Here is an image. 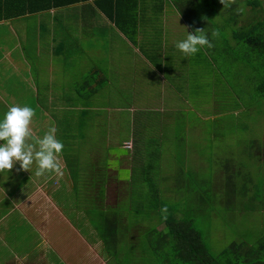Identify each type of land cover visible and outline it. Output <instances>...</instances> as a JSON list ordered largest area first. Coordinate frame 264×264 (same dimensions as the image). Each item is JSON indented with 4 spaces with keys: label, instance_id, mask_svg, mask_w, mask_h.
Here are the masks:
<instances>
[{
    "label": "crops",
    "instance_id": "0c3cea01",
    "mask_svg": "<svg viewBox=\"0 0 264 264\" xmlns=\"http://www.w3.org/2000/svg\"><path fill=\"white\" fill-rule=\"evenodd\" d=\"M6 1L14 7L19 6L16 8L18 10L25 0ZM133 1L122 3L124 5L119 14L125 27L122 31L108 20L92 0L35 15L1 19L0 36L4 35V40L0 38V114L11 105L30 106L35 110L30 125L33 138L41 137L52 121L57 128L56 136L62 133V140L72 129L81 126L82 110L91 117L99 111L100 116L109 118L105 123L110 124L122 110L127 114L135 112V108L128 104L126 108L120 109L98 108L94 102L101 95H104L105 100L121 101L141 100L146 95H154L162 106L152 111L167 115L169 121H173L172 117H175V121L179 118L185 133L188 132V119L185 118L188 117V110L202 116L188 103V91L193 90L196 80L202 79L191 69H216L224 66L227 57L235 67L233 62H238L236 54L240 50L233 38V31L244 25L254 9L250 4L255 2L244 0L245 7L241 11L237 2L243 0H135V5ZM263 10L259 13L262 14ZM17 20L31 21L28 28L19 34L22 37L12 29ZM134 20L136 22L132 25ZM188 20L195 24L193 29L188 25ZM219 20H232L235 29L231 27L225 30L229 22H225V27H215L218 24L215 21ZM9 30L12 34H9ZM195 30H204L213 47L201 49L194 56L184 57L175 49L174 44L184 38L185 31L192 33ZM10 35L9 38L14 39L13 43L2 45ZM225 86L230 94V103L237 107L236 111H240L239 99L227 84ZM82 99L87 102H82ZM82 105H88V108L82 109ZM140 120L138 126L134 122L135 130L140 124L146 127L149 123L143 116ZM95 125L93 129L97 131L101 121L96 120ZM135 130L130 132V139L123 142H130L131 145L130 149L123 147L130 150L128 156L131 167H126L130 171L133 160L136 159L137 165L143 160L138 156L140 137L134 136ZM75 138L72 134L71 139ZM163 138L159 136L158 139ZM171 138L179 143L185 141L175 136ZM103 139L107 141L110 137L103 136ZM186 139L188 141V137ZM62 142L61 174L46 173L37 177L27 171L20 173L19 163L14 164L7 173H0V264H109L112 256L108 254L109 250L115 264H141L138 260L141 254L136 248L141 241L138 234L142 233L135 230V222L144 223V220L138 218L133 209L129 213L123 210L120 217L122 227L119 228L121 234L109 243L107 250L102 236L90 227L89 233L80 239L84 251L78 252L73 246L80 237L79 233L82 234V228L68 220L63 210L65 208L61 207L65 201L54 197L80 196L83 192L94 190V187L87 190L80 186L75 188L73 181L84 179L91 172L96 175L97 158L102 155L109 161L108 171H105L111 176L113 155L110 143L98 144L101 142L100 136L96 143L98 154L87 150L91 143ZM29 143H34V139ZM119 147L122 148L120 144ZM188 147L195 151L193 146L184 145L182 158H192L188 154ZM150 154L160 158L159 153ZM30 171L35 174L36 167ZM10 174L13 178L21 177L28 181L11 186L7 180ZM158 178L159 181L166 179L164 173ZM170 187L161 190L159 195H170L172 190L175 195L181 194V189L176 185ZM114 190L108 186L106 195L108 192L111 195ZM116 206L117 203L113 207ZM14 215L19 216L17 224H13ZM27 220L29 227L23 225ZM68 224L76 236L72 241L63 242L69 246L58 245L61 242L55 241L56 234L52 228L63 230ZM163 226L160 224L158 230H162ZM99 229L103 230L102 227ZM31 235L35 241L30 239ZM27 241H32L31 253V250H25ZM130 244L135 245V251H128ZM47 247L53 253L49 257L45 252Z\"/></svg>",
    "mask_w": 264,
    "mask_h": 264
},
{
    "label": "rangeland",
    "instance_id": "374dc122",
    "mask_svg": "<svg viewBox=\"0 0 264 264\" xmlns=\"http://www.w3.org/2000/svg\"><path fill=\"white\" fill-rule=\"evenodd\" d=\"M254 2L260 7L253 9L252 14L248 16L249 18L246 19L241 28L243 30L264 19V16L259 13L264 7V0H254ZM237 4L242 11L245 7V1H238ZM215 22L218 23L215 27L221 25L225 27V22H229V27H225L226 31L231 27V29H235L233 27L235 23L232 20ZM29 23H31L30 20H17L12 29L19 37H22L19 34L28 28ZM9 34H12L10 30ZM11 36H7L5 43L2 45L12 44L14 39H10ZM0 38L4 40V35H1ZM2 47L5 48V46ZM239 48L241 50V46ZM244 52L245 46L240 54H236L238 62H233L234 69L229 68V62H231L229 57L224 59L223 64L227 67L224 78L217 69H191V72L198 73V77H202V79L201 81L196 80L193 90L188 91V103L194 111L199 112L202 116L188 110V117H185L188 119V132L186 133L179 118L175 121V117H172L173 121H169L170 118L167 115L164 116V114L152 111L153 109L159 110L162 106L160 101H156L154 95H146L145 99L135 101L105 100L104 95H101L102 97L97 98L94 102L98 108L120 109L126 108L128 104L135 108V112L127 114L124 110L122 112L118 111L119 116L114 117L116 119L110 124V122L105 123V120L109 118L100 116L99 111L97 115L91 117V115H85L82 110L81 126L72 129L70 133L66 134V138L62 140L60 139L62 133H57V137L64 143L85 145L91 143L87 150L98 154L99 149L96 143L98 136H100L101 142H98V144L110 143V152L113 155L111 176L116 172L117 179L127 181L130 177V170L126 167H131L128 156L130 150L124 149L126 146L123 142L130 139V132L135 130L134 122L138 126L141 123L140 118L143 116L149 120L148 125L145 127L140 124L139 128L134 131V136L140 137L141 149L138 156L145 159L151 152L159 153V175L161 176L164 173L166 178L159 181V184H162L160 190H167L171 188V185H178L183 180L182 175L178 172L179 170H185L188 180L193 181L203 177L208 180L206 184L201 181L200 186L192 189L189 195H184L186 193L184 190L178 195H175L173 190L170 191V196L164 195L163 200L170 209L174 212L178 210L181 216H189L193 220V226L200 232L206 247L209 249L208 251L213 255L219 254L235 241H245L253 244L264 236V99H258L250 105L248 102L250 96L242 88L244 78L249 77L252 73L250 67L244 65L246 56ZM224 83L233 89L235 96L243 103L245 108L242 107L240 111H236L237 107L232 106L233 104L230 103V94L227 92ZM180 106L184 107L183 104H180ZM84 107L88 108V105H82V109ZM145 108H149L151 111ZM202 117L205 119H202ZM96 120L101 121V127L97 131L93 129L96 126ZM72 134L76 136L75 140L71 139ZM103 136L110 137V142H107L109 140L105 141ZM159 136H163V140H159ZM173 136L183 138L185 141L179 143L171 138ZM127 143L130 144V142ZM119 144L122 148L119 147ZM184 145L195 148V151H192L188 147V154L192 158L185 159L181 157L185 149ZM97 159L102 160L101 166L105 160L104 156H98ZM123 159L125 160L123 161ZM191 165L194 171L190 169ZM35 167L36 165L33 164L28 169V174L35 175L30 171ZM22 171L26 170H18L20 173ZM192 173L198 174V176H193ZM7 180L11 186L24 184L28 181L26 178H13L11 174ZM118 187L116 182H113L109 188L117 189ZM209 187L210 189H208ZM123 191L127 192L125 189ZM94 192V190H90L88 193L94 194ZM115 192L116 190L111 195V192H108L106 203L110 206L117 203L114 212L117 210L118 214L122 215L123 208L128 205L131 206L133 203L129 198L126 200L118 199L114 195ZM129 192L132 193L131 198L133 200H138V193L135 194V190ZM54 198L65 201L61 207L65 208L63 210L66 211L68 220L73 225L77 223L81 226L82 234L79 233L80 237L77 238L73 246L76 247L78 252H83L84 245L80 244V239L89 233L90 228L98 232L97 229L103 228L104 222L99 218L97 211H95V215H90V211L85 210V199L82 196L56 195ZM12 219L13 224H17L19 216L14 215ZM23 225L28 226V220L23 222ZM68 225L63 227V230H60L59 227L52 228V231L56 234L55 241L61 242L58 245L69 246L70 244L63 242L72 241L76 236L74 230H71V226ZM29 230L31 232V229ZM4 233L5 230H3ZM31 240L35 241V238L33 237ZM32 241L25 242V250L32 249ZM45 252L47 257L53 255L49 247L45 249ZM108 254L110 255V251ZM111 257L108 261L109 264H115Z\"/></svg>",
    "mask_w": 264,
    "mask_h": 264
},
{
    "label": "trees",
    "instance_id": "16d2710c",
    "mask_svg": "<svg viewBox=\"0 0 264 264\" xmlns=\"http://www.w3.org/2000/svg\"><path fill=\"white\" fill-rule=\"evenodd\" d=\"M84 1L88 0H65L64 2L61 0H25L22 3V7L16 10L19 6L14 7V5L9 4L6 0H0V20L9 16L35 15ZM92 1L120 31L124 30L125 27L122 25L123 20L119 17V14L124 5L122 4L123 1L127 0ZM133 2L135 5V0ZM250 5L253 8L260 7L256 3ZM261 15L264 16V10ZM126 22L128 23V21ZM135 22L136 20L132 21L131 24L134 25ZM188 25L191 29L195 26L189 20ZM241 28L233 31V38L238 43V48L241 46L242 50L245 46L244 53L246 56L244 58V65L249 66L252 72L242 82L243 90L250 96V101L248 102L251 105L252 102H256L258 99H264V19L259 20L246 30ZM225 66L224 64V66L216 68L223 78L227 71V67ZM229 68L234 69V66L230 62ZM82 101L85 102L86 100L82 99ZM239 104H242L241 108H245L241 101H239ZM101 161L97 159L98 172L96 175H93L91 172L90 176L86 175V178H81L82 180L75 179L73 183L75 188L80 186L85 190L89 187H94V194L83 192L80 196L85 199V210L90 211V215H95V211H97L99 218L104 222L103 230L99 228L97 230L102 236L101 238L104 242L103 244L106 246V250L110 245L109 243L121 234V230L119 229L122 227V223L120 224L121 214H118L117 210L114 212L115 207L106 203L108 186L110 187L113 182H116V186L119 187L115 188L116 195H114L120 200L129 198L133 203L131 206L124 207L123 210H128L127 212L129 213L133 209L137 212L134 214L144 220V223L135 222V230L142 233L138 234L141 241L136 248L141 254L138 257L141 264H264V236L260 237L253 244L245 241L232 242L217 255H213L208 251L209 249L206 247L200 232L193 226V220L189 216H181L178 210L176 212L172 211L164 202V195H159L161 192L160 186L162 185L159 184L158 178L160 170L159 158H154L150 154L138 165L137 163L135 164L136 159L133 160L130 177L127 181L117 179L116 172L113 176L108 175V172L106 173L105 171H108L107 161L104 160L100 166ZM190 169L194 171L192 165ZM178 172L182 175L183 180L176 186L181 191H186L184 195H189L192 189L199 187L201 181L205 184L208 183V180L205 179L206 177L192 181L186 177L185 170H179ZM192 175L198 176V174L194 173ZM123 189L127 192H124ZM130 190H135V194L138 193V200L131 198L132 193L129 192ZM160 224L164 225L162 230H158ZM134 247L135 245L130 244L128 251H135ZM110 255L113 256L112 253Z\"/></svg>",
    "mask_w": 264,
    "mask_h": 264
},
{
    "label": "clouds",
    "instance_id": "9594fccd",
    "mask_svg": "<svg viewBox=\"0 0 264 264\" xmlns=\"http://www.w3.org/2000/svg\"><path fill=\"white\" fill-rule=\"evenodd\" d=\"M174 47L184 57H191L213 44L204 30H195L192 33L185 31L184 38ZM34 116L35 110L27 105H11L0 114V173H7L19 163L20 169L26 171L35 164L37 177L46 173L61 174L60 157L64 144L56 136L55 123L50 121L47 131L41 137L33 138L30 125ZM33 139L34 143H29Z\"/></svg>",
    "mask_w": 264,
    "mask_h": 264
},
{
    "label": "built area",
    "instance_id": "2783aa9c",
    "mask_svg": "<svg viewBox=\"0 0 264 264\" xmlns=\"http://www.w3.org/2000/svg\"><path fill=\"white\" fill-rule=\"evenodd\" d=\"M125 148H127V149H130L131 148V145L130 144H125Z\"/></svg>",
    "mask_w": 264,
    "mask_h": 264
}]
</instances>
